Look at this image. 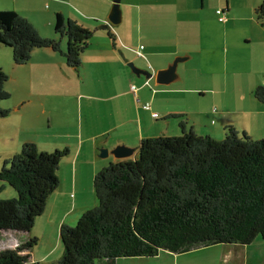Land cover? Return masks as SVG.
<instances>
[{"label": "crops", "instance_id": "1", "mask_svg": "<svg viewBox=\"0 0 264 264\" xmlns=\"http://www.w3.org/2000/svg\"><path fill=\"white\" fill-rule=\"evenodd\" d=\"M0 1V6H7L26 17L42 36L57 40L62 50L66 47V37L58 36L54 31L56 12L87 29H93V41L90 39L84 48L81 64L77 68L66 63L62 51L49 47L35 48L30 60L24 64L14 63L12 54L5 50L6 63H0L2 70H9V79L15 81L11 87L5 86L14 101L9 107V115L13 113V118L8 123L25 126L27 122L24 118H29L28 123L36 128L27 132L33 138L15 140L13 148L4 155L9 157L18 152L24 140L34 142L39 149L46 151L59 148L62 144L69 148L68 155L59 163V184L49 194L42 214L35 218L28 232L12 231L9 234L17 241L16 246L35 238L32 246L21 252L28 254V264H43L57 259L62 252L58 244L60 226H73L86 209L96 204L93 177L115 159L112 154L100 156L101 148L112 149L117 144H125L133 147L135 154L142 138L181 134L180 123L190 126L197 134L213 137H221L226 125H233L250 136V130L264 127V102L255 100L252 93L259 81L257 76H249L252 74L249 54L246 59L233 58L226 44L227 38L223 36L219 46L212 32L214 27L225 31L233 29L235 22L242 19L238 12L236 14L231 0H226L225 9L221 8L226 17L224 21L218 19L216 12L213 17L199 14L203 0L201 7L193 1L184 0L185 6L173 15L169 9L156 8L159 7L156 0H122L124 9L118 27L108 21L112 0ZM263 1L254 0L251 6L255 13L243 18L251 21L256 30L259 29L257 42L264 45V13L257 12L258 5ZM168 5L171 8L175 3ZM229 11L230 16H227ZM169 14L173 25L170 33L167 25L171 18ZM158 15L165 17L161 25L151 21ZM203 18L214 20L210 39L204 48L201 35ZM96 24H103L104 27ZM111 27H114V32ZM104 28L108 30H102ZM108 31L114 34V45L108 38ZM247 32H253L252 25ZM141 35L145 36V44L140 41ZM252 41L253 37L248 35L243 38L242 44L251 45ZM231 43L238 46L236 40ZM175 56L183 57L178 62L179 72L175 79L180 77V81L186 83L192 82V76L196 77L192 88L181 86V82L167 85L155 81V73L166 68ZM195 58L202 59L198 64L200 67L193 63ZM137 60L139 67L152 72L151 78L137 76L128 68L127 62ZM185 60L193 64L190 68L195 72L190 76L184 74L186 66L179 64ZM235 71L238 77L243 75L246 80L237 94L235 90H228L229 85H238L240 80L229 81ZM203 79L206 81L203 82ZM241 81L243 79L239 87L243 83ZM131 85L135 88L131 89ZM217 85H223L224 89ZM13 88H17L18 93L14 94L11 91ZM198 91L201 97L209 93L212 99H195L191 93L196 95ZM175 102H178L177 107L175 104L171 106ZM145 103H149L150 108H144ZM152 112H157L158 116L154 118ZM169 114L179 116L169 117ZM193 120L195 122L191 123ZM217 124L219 127H216ZM44 128L47 131L41 133ZM36 136L41 139H35ZM48 239L52 240L46 248L39 249V243L48 242ZM128 258H119L117 264L120 259Z\"/></svg>", "mask_w": 264, "mask_h": 264}, {"label": "trees", "instance_id": "2", "mask_svg": "<svg viewBox=\"0 0 264 264\" xmlns=\"http://www.w3.org/2000/svg\"><path fill=\"white\" fill-rule=\"evenodd\" d=\"M54 31L66 37L65 50L17 11L0 10V44L11 48L16 64L27 63L35 48L49 47L77 68L93 31L61 12L55 13ZM108 38L114 45L110 31ZM8 78L0 68V117L10 113L2 105L11 96ZM252 93L264 102V85ZM180 127L177 136L142 138L135 154L99 170L92 181L96 204L75 225L60 226L61 255L43 264H117L121 257H153L162 250L177 254L216 243L247 245L257 235L264 241V138L233 125L224 126L221 137ZM68 153L66 146L46 151L25 141L3 161L0 181L16 195L0 197V238L31 229L59 184V163ZM34 242L33 237L1 250L0 264H26L28 254L21 252Z\"/></svg>", "mask_w": 264, "mask_h": 264}, {"label": "rangeland", "instance_id": "3", "mask_svg": "<svg viewBox=\"0 0 264 264\" xmlns=\"http://www.w3.org/2000/svg\"><path fill=\"white\" fill-rule=\"evenodd\" d=\"M125 0H123L124 2ZM147 0H140V2H144ZM189 1H193L195 4H197L199 7H201V2L202 0H189ZM232 4L234 5V10L236 11V14L238 12V16H240L239 18H242L240 20H237L235 22V28L234 26L232 27L233 29H228V31L223 30L221 27H214L212 29L213 35L215 36L219 46L222 45V41L221 39L223 38H227L228 41H226L227 45L229 46V51L233 53V58L235 57H239V58H247V54H249V69H251L252 74H249V76H257V80L259 81V85H264V45L261 42H257L259 41V29H255L254 28V24L251 21L245 20V18L247 15H252L255 13V10L253 8V6H251V3H253L254 0H231ZM156 2L158 3L159 7L156 8H161V9H169L171 12V15H173V13L178 12L180 10H182V8L185 6V1L184 0H156ZM204 4L202 6L201 11H199V14L202 15H207V16H211L213 17L216 12V8L217 9H225L226 7V0H203ZM0 3H2V1H0ZM175 6L173 7V5H171V8H168V4H174ZM259 6V5H258ZM47 7V6H45ZM120 8L121 11L123 12L124 9V4L122 3V0L120 2ZM11 8L1 5L0 6V10H10ZM125 12V11H124ZM170 14L168 16H171ZM227 16H230V11L226 13ZM165 17L162 15H158L155 18H153L151 21L153 22V24H159L161 25L163 19ZM154 20L156 22H154ZM121 23L117 24V27L120 26ZM96 25H103V24H96ZM168 25V29H169V33L173 27L172 25V16L169 19V21L167 22ZM214 25V20L212 19H206L203 18L202 19V23H201V35H202V46L204 48V45L208 43L209 41V34H210V30H211V26ZM250 25H252V31L253 32H247L250 28ZM116 26V25H115ZM116 27V28H117ZM109 28V26H108ZM108 28H104L102 30L107 31ZM114 27H111V30L114 32ZM93 30V29H92ZM112 32V33H113ZM164 32V31H163ZM165 36H167V33L164 32ZM132 35V33L129 35V37ZM248 35H251V37H253V41L251 42V45H245L242 44L243 43V38L248 37ZM59 36V35H58ZM135 36V35H134ZM133 36V38H134ZM92 39V38H91ZM232 40H236L238 42V46H234L231 42ZM93 41V39H92ZM140 41L145 44L146 43V39L144 35L140 36ZM138 43L135 45V47H138ZM3 46V45H0ZM5 50H7L8 52H10V54H12L11 48L10 47H0V63H2L3 65H5L6 61L4 60V52H6ZM183 56V55H182ZM181 57V56H178ZM194 57H196V53H194ZM139 59V57H137ZM177 58V56H175L173 58V60ZM202 59L200 58H195L193 59V63L198 66L199 62H201ZM136 66L137 63L139 62L137 61H132ZM0 64V65H2ZM180 66L185 65L186 69L184 71V74L187 76H190L192 74H194L195 71H191V66L193 65L191 63V61L186 62L183 61L181 63H179ZM245 65H247V63L245 62ZM179 66V65H178ZM139 67V66H138ZM200 67V65L198 66ZM128 68L130 69V67L128 66ZM4 71H6L8 74V77H10V73L8 72L9 70L7 68L3 69ZM131 70V69H130ZM179 70L177 71L176 69V74L178 75ZM237 71H235L233 74L230 75V82H235V80L237 79H243V81H241V85L239 87V82L238 85H229L228 86V90H235V94H237V91L243 88L244 83L246 82V80H244L245 76H241L238 77V75L236 74ZM204 77V75H203ZM202 77V78H203ZM180 77H178L177 79H175L174 81H171L168 84H172V83H176V82H181L180 81ZM206 79H203V82H205ZM15 81L13 79H9L5 82V86L7 87H11V85H13ZM196 82V77L192 76V82L186 81V83L181 82L180 85L181 86H185L186 88H192V85H195L193 83ZM167 84V85H168ZM155 85H157L155 83ZM256 86V87H257ZM194 87V86H193ZM217 87L221 90L224 89L223 85H217ZM254 87V88H256ZM253 88V89H254ZM16 89V90H15ZM13 88L11 91L15 94V92L18 93L19 90H17V88ZM201 92H197L196 95L195 93H191L195 96V99L197 100H203V101H210L212 99V95H210L209 93H207L205 96H200ZM256 100V99H255ZM14 101L13 98L10 96L7 100H4L2 102V105L4 107L5 104H8V107L5 108H9L11 107L10 105H13ZM174 104L178 105V102H175L173 104H171V106H174ZM218 105V104H217ZM13 112V111H12ZM26 112V111H25ZM32 112V111H30ZM25 115V113H24ZM13 118V113L12 115H7L5 117H0V168L3 165V161L7 158V156L4 155L5 152H7L8 150H11L14 146V142L15 140L18 139H22L23 137H27V138H33L31 137L29 134H27L28 131H33L36 128L31 126L28 121L29 118H24V120L27 122V124L25 126H16L15 124H10L8 123V121ZM172 121H177V120H172ZM195 122L194 120L191 121ZM189 124L192 126V124ZM178 126V125H177ZM190 127V126H189ZM187 127V128H189ZM216 127H219L218 124L216 125ZM199 130V128H197ZM47 130L41 129V133L46 132ZM50 131H48L49 133ZM251 133V137L252 138H264L261 137L264 135V127H257L255 129L250 130ZM12 136V138H11ZM156 136V135H155ZM224 137V136H223ZM39 136H36L35 139H39ZM41 139V138H40ZM33 140V139H32ZM28 141V140H27ZM25 142L22 141V143ZM22 145V144H21ZM21 145L18 147V151L20 150ZM63 144L59 147V148H63ZM54 150L55 148H51ZM61 161V160H60ZM109 163V162H108ZM107 163V165H108ZM59 169V168H58ZM2 184L5 185V187H3L2 189L0 188V197L1 198H10V197H14L16 195L14 189L8 185L7 183H3L2 181H0V186H2ZM10 196H7V195ZM77 222V221H76ZM76 224V223H75ZM74 224V225H75ZM10 232H5L3 234V237L0 238V251L3 249H7V248H15L17 245V241H15L10 235ZM52 239H48L47 241H41L38 245L39 249H45L47 244L51 241ZM19 244V243H18ZM58 244L61 245V251H62V244L58 235ZM59 257V256H58ZM127 260V261H126ZM118 264H264V241L261 238L260 235H257L254 240H252L251 243L247 244V245H241V244H226V243H216V244H210V245H206V246H201L199 248H194L191 249L189 251L183 252V253H172L169 251H160L156 256L153 257H134V258H128V259H120V262Z\"/></svg>", "mask_w": 264, "mask_h": 264}, {"label": "water", "instance_id": "4", "mask_svg": "<svg viewBox=\"0 0 264 264\" xmlns=\"http://www.w3.org/2000/svg\"><path fill=\"white\" fill-rule=\"evenodd\" d=\"M120 1L121 0H112L111 9L108 14V21L111 24H118L121 21L122 11L120 8ZM262 9H264V5L262 6ZM99 27L102 28L104 25H100ZM182 60L183 57L177 56V58L172 60V62L169 63L166 68L158 70L154 75L157 84H168L170 81H173V79H175L177 76L176 69L178 62ZM127 66H129L131 71L137 76L142 75L146 78H151L153 76L152 72L136 66L132 61L127 62ZM133 152V147L127 146L125 144H117L112 149L101 148L99 155L103 157L108 154H112L114 158L120 159L130 157Z\"/></svg>", "mask_w": 264, "mask_h": 264}, {"label": "built area", "instance_id": "5", "mask_svg": "<svg viewBox=\"0 0 264 264\" xmlns=\"http://www.w3.org/2000/svg\"><path fill=\"white\" fill-rule=\"evenodd\" d=\"M216 14L218 15V19L220 21H224L226 19L225 14H224V11L222 9H217L216 10ZM140 47H142V46H140ZM134 88H135V86L134 85H131V89H134ZM144 108H146V109L150 108V104L149 103H145L144 104ZM151 115L154 118L158 116L157 112H152Z\"/></svg>", "mask_w": 264, "mask_h": 264}, {"label": "flooded vegetation", "instance_id": "6", "mask_svg": "<svg viewBox=\"0 0 264 264\" xmlns=\"http://www.w3.org/2000/svg\"><path fill=\"white\" fill-rule=\"evenodd\" d=\"M261 5V4H260ZM264 5V2L262 3V6ZM262 11L264 12V9H262Z\"/></svg>", "mask_w": 264, "mask_h": 264}, {"label": "clouds", "instance_id": "7", "mask_svg": "<svg viewBox=\"0 0 264 264\" xmlns=\"http://www.w3.org/2000/svg\"><path fill=\"white\" fill-rule=\"evenodd\" d=\"M26 264H28V262Z\"/></svg>", "mask_w": 264, "mask_h": 264}]
</instances>
